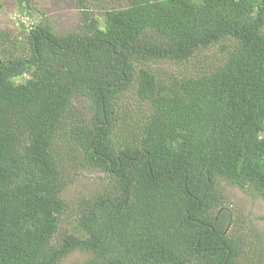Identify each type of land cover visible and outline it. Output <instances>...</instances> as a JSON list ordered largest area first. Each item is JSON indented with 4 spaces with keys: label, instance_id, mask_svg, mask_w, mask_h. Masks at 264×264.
<instances>
[{
    "label": "trees",
    "instance_id": "16d2710c",
    "mask_svg": "<svg viewBox=\"0 0 264 264\" xmlns=\"http://www.w3.org/2000/svg\"><path fill=\"white\" fill-rule=\"evenodd\" d=\"M74 1L57 33L19 0L0 55V264H264L220 190L264 202V0H124L101 25ZM72 165L105 178L62 229Z\"/></svg>",
    "mask_w": 264,
    "mask_h": 264
},
{
    "label": "rangeland",
    "instance_id": "374dc122",
    "mask_svg": "<svg viewBox=\"0 0 264 264\" xmlns=\"http://www.w3.org/2000/svg\"><path fill=\"white\" fill-rule=\"evenodd\" d=\"M123 2L124 0H85L83 5L88 9L90 15L96 18L99 25H101L103 11L106 8L120 6ZM76 3L74 0H29L28 4L22 3L21 7L26 11L28 10L37 22H44L46 20L55 32L64 33L77 32L81 29L80 27L84 17L83 12L76 6ZM18 4L19 0H0V55L8 53L3 48L13 49L12 40L23 39L24 28L12 19L14 12L20 11ZM218 56L216 50H206V57L210 61L213 60L215 62ZM202 60H205L203 55L196 57V62H201ZM210 61H208V65ZM149 65L152 68H160L166 72L193 70L188 64L182 66L181 64L166 61L149 63ZM23 79L24 76H20L16 80ZM74 110L78 114L83 115L85 113L88 116L87 109H83V101L79 97L74 99ZM130 138H132L131 133L122 134L121 136V140H129ZM72 174H74V177L69 178L70 183L63 192L64 198L69 202V209L63 215L64 217L61 223L62 229L68 227L70 222L73 221L75 214L72 208L76 203L81 198L91 195L96 189H100L105 178V174L99 169L91 170L80 165L70 166L69 175ZM220 190L228 199V205L232 204L231 206L243 215L244 222L252 225L258 233L261 232L263 234L264 202L260 198H254L236 187L229 186L225 183L221 185ZM86 256L87 254L82 251H75L62 259L59 264H73L84 259Z\"/></svg>",
    "mask_w": 264,
    "mask_h": 264
}]
</instances>
